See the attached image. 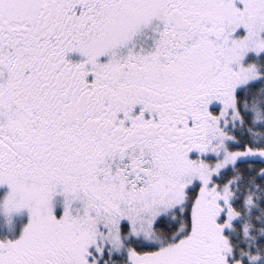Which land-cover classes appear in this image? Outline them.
Listing matches in <instances>:
<instances>
[{
  "label": "snow or ice",
  "instance_id": "1",
  "mask_svg": "<svg viewBox=\"0 0 264 264\" xmlns=\"http://www.w3.org/2000/svg\"><path fill=\"white\" fill-rule=\"evenodd\" d=\"M0 264H264V0H0Z\"/></svg>",
  "mask_w": 264,
  "mask_h": 264
},
{
  "label": "rangeland",
  "instance_id": "2",
  "mask_svg": "<svg viewBox=\"0 0 264 264\" xmlns=\"http://www.w3.org/2000/svg\"><path fill=\"white\" fill-rule=\"evenodd\" d=\"M18 219H26V214H21L20 216H18Z\"/></svg>",
  "mask_w": 264,
  "mask_h": 264
}]
</instances>
